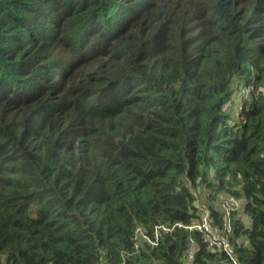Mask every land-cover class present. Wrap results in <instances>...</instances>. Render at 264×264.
<instances>
[{
    "label": "trees",
    "instance_id": "trees-1",
    "mask_svg": "<svg viewBox=\"0 0 264 264\" xmlns=\"http://www.w3.org/2000/svg\"><path fill=\"white\" fill-rule=\"evenodd\" d=\"M206 210L264 264V0H0V264H234Z\"/></svg>",
    "mask_w": 264,
    "mask_h": 264
},
{
    "label": "built area",
    "instance_id": "built-area-1",
    "mask_svg": "<svg viewBox=\"0 0 264 264\" xmlns=\"http://www.w3.org/2000/svg\"><path fill=\"white\" fill-rule=\"evenodd\" d=\"M248 91L249 90L246 89V93ZM221 198H222V201H221L222 207L224 208L225 213L229 219L231 211L234 210L239 205L240 200H242V199L239 198L238 196L234 195V194H231V193H225L222 195ZM189 227L190 228H193V227L198 228L204 234L206 239L209 241V245L211 247L219 248V249L223 248L233 257L234 264H240L238 259L234 256V249L231 246L229 240L224 236H220V233H218V231L213 228V226L210 222L208 210H206L202 214L200 222L190 224ZM226 227H227V229H229V227H230L228 220L226 222ZM151 241L155 242L153 240H151ZM138 246H139V243L137 242L136 247H138Z\"/></svg>",
    "mask_w": 264,
    "mask_h": 264
},
{
    "label": "clouds",
    "instance_id": "clouds-1",
    "mask_svg": "<svg viewBox=\"0 0 264 264\" xmlns=\"http://www.w3.org/2000/svg\"><path fill=\"white\" fill-rule=\"evenodd\" d=\"M246 89L250 90V87L249 86H244L241 89H238L237 92L233 96V102L229 105V108H230V106L233 103H235V102L238 103V109H236V115H238V116H239L240 109H241V97H242V93H244V94H248L249 93V91L246 93ZM230 111H232V110H230Z\"/></svg>",
    "mask_w": 264,
    "mask_h": 264
},
{
    "label": "rangeland",
    "instance_id": "rangeland-1",
    "mask_svg": "<svg viewBox=\"0 0 264 264\" xmlns=\"http://www.w3.org/2000/svg\"><path fill=\"white\" fill-rule=\"evenodd\" d=\"M236 109H238V103L237 102H235V103H233L231 106H230V108H229V110H232V113H234L233 111L234 110H236ZM236 112V111H235ZM235 115H236V113H234ZM202 203V202H201ZM201 205V204H200ZM202 205H203V203H202ZM204 206V205H203Z\"/></svg>",
    "mask_w": 264,
    "mask_h": 264
},
{
    "label": "crops",
    "instance_id": "crops-1",
    "mask_svg": "<svg viewBox=\"0 0 264 264\" xmlns=\"http://www.w3.org/2000/svg\"><path fill=\"white\" fill-rule=\"evenodd\" d=\"M235 111H236V110H234L233 112L236 113Z\"/></svg>",
    "mask_w": 264,
    "mask_h": 264
}]
</instances>
